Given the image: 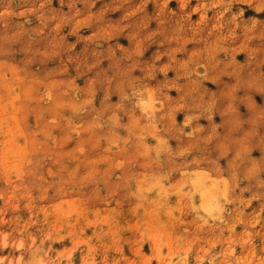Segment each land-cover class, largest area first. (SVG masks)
I'll list each match as a JSON object with an SVG mask.
<instances>
[{
  "label": "rangeland",
  "instance_id": "rangeland-1",
  "mask_svg": "<svg viewBox=\"0 0 264 264\" xmlns=\"http://www.w3.org/2000/svg\"><path fill=\"white\" fill-rule=\"evenodd\" d=\"M0 264H264V0H0Z\"/></svg>",
  "mask_w": 264,
  "mask_h": 264
}]
</instances>
